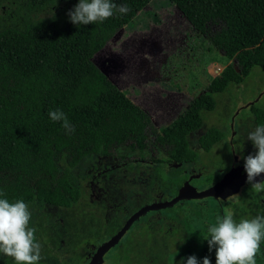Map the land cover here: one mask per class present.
I'll return each instance as SVG.
<instances>
[{"label":"trees","instance_id":"16d2710c","mask_svg":"<svg viewBox=\"0 0 264 264\" xmlns=\"http://www.w3.org/2000/svg\"><path fill=\"white\" fill-rule=\"evenodd\" d=\"M57 1L32 0L31 8L43 9ZM152 1L113 0L130 11L102 23H72L68 13L78 2L47 18L35 19L27 12L20 15L17 25L0 29V190L10 202L23 199L30 207L41 203L44 212L32 214L31 226L54 244L66 238L73 247L74 264H87L95 246L109 240L126 222L112 214L107 222L92 213L76 214L83 190L74 168L89 156L108 154L128 142L133 150L148 149L151 124L150 115L92 58L117 29L133 21ZM170 1L201 34L208 33L210 24L220 25L211 42L234 59L158 135L159 144L169 146L171 162L183 165L199 158L190 136L202 127L204 112L215 109L217 94L230 84L241 83L254 66L264 68V0ZM50 109H61L75 132L69 135L62 122H53ZM250 111L256 125L264 124V105L256 103ZM224 138V130L211 125L198 141L209 151ZM181 174L164 169V190L176 193ZM134 232L130 228L108 251H121L113 264H166L170 237ZM209 255L214 254L205 253ZM9 258L0 254V264H8Z\"/></svg>","mask_w":264,"mask_h":264},{"label":"rangeland","instance_id":"374dc122","mask_svg":"<svg viewBox=\"0 0 264 264\" xmlns=\"http://www.w3.org/2000/svg\"><path fill=\"white\" fill-rule=\"evenodd\" d=\"M78 2L58 0L43 9L32 10V0H0V29L17 25L20 15L27 12L35 19L47 18L72 8ZM219 29L220 25L210 24L208 33L201 34L172 1L153 0L133 21L117 29L94 55L96 66L150 115L151 124L147 128L149 145L143 151L133 150L128 142L112 148L108 154L89 156L75 167L73 173L76 182L83 190L82 198L76 205L78 216L92 213L107 222L112 214L125 221L140 207L170 199L175 192L164 190L163 169L168 173L185 170L194 174L201 172L202 176L195 181L204 184L211 176L212 181L219 179L220 174L214 175L216 169L229 168L232 153L226 134L209 152L201 147L198 136L211 125L226 132L237 109L257 98L264 90L263 67L254 66L251 74L241 83L228 85L222 93L217 94L215 109L204 112L202 127L190 138L193 150L198 153L197 161L176 165L168 154L169 146L159 144L157 139L161 129L184 113L196 98L208 90L210 82L225 66L234 60L211 42L210 37ZM257 103L264 105V94ZM235 125L234 144L245 162V157L258 151L247 139L248 133L257 126L250 107L238 113ZM63 159L60 156V164ZM155 159L161 163L153 161ZM174 166L180 169L176 170ZM247 189H251V184L244 187V194ZM189 200L148 211L130 227L138 233L170 237L171 247L166 264H181L182 260L186 264L187 257L191 255H195L203 264L204 248L208 245L203 237L208 233L202 229L216 223L220 217L218 205L212 197ZM219 209H222L220 205ZM30 210L33 215H39L44 212V207L38 203ZM56 214L60 215L61 211ZM187 222L195 225V239L178 240L174 226H184L189 224ZM188 230L186 234L190 235L192 232ZM35 235L42 245L43 258L39 264H74L73 247L66 238L60 244H54L48 235ZM86 244H90L89 241ZM119 251L107 252L105 264H113ZM209 257L211 264H216V261H212L215 256ZM8 264H15L13 258H9Z\"/></svg>","mask_w":264,"mask_h":264},{"label":"clouds","instance_id":"9594fccd","mask_svg":"<svg viewBox=\"0 0 264 264\" xmlns=\"http://www.w3.org/2000/svg\"><path fill=\"white\" fill-rule=\"evenodd\" d=\"M129 11L127 5L118 6L113 0H79L68 15L76 25H89ZM49 117L53 122H62L61 126L69 135L75 132V125L61 109H50ZM247 139L258 149L254 155L244 158L247 182L259 194L264 192V181H256V177L264 173V124L249 132ZM31 219L28 203L23 199L10 202L0 190V254L13 258L15 264H39L43 258L42 245L35 235L36 228L31 226ZM207 233L203 238L208 241L209 251L215 248L216 264H257L256 258L264 243V215L237 221L226 211L222 218L218 217L216 223L208 226ZM186 264H200V261L191 255ZM203 264H211L210 257L205 256Z\"/></svg>","mask_w":264,"mask_h":264},{"label":"flooded vegetation","instance_id":"af4514ba","mask_svg":"<svg viewBox=\"0 0 264 264\" xmlns=\"http://www.w3.org/2000/svg\"><path fill=\"white\" fill-rule=\"evenodd\" d=\"M204 132L200 133V135L198 136V139ZM191 136H192V134H191ZM191 136H190V138H191ZM234 139H235V136H234ZM204 151H206V150H204ZM209 151H207V152H209ZM231 153H232V151H231ZM240 154H241V152H240ZM241 161L243 164H245V162L242 160V154H241ZM229 163H230V166L228 169L225 167H221V168L216 169L214 175L220 174V177L218 180L212 181L213 176H211V177L206 179L207 182L204 184H200V183L195 181V180H199V178L202 176L201 172L194 174L192 171H188V170L187 171L185 170L182 172L179 171L180 173H182L181 174L182 175V177H181L182 182L176 188V193L173 194L171 196V198L174 197L178 193L179 189L187 181H189V185L195 187L198 191H200V190H203V189H206V188L213 186L219 180L228 178L227 180H229L230 183L227 182L226 185L219 190L220 195L218 197L210 196L213 199H215L216 205H218V214L220 215V218H222L224 216L226 211L231 212L237 221H239L241 218H249L250 219V218H254L256 215H264V192L257 194L252 189H247L246 194H244V192H245L244 187L248 186L246 171L243 168H238L234 171V173L231 176H229V173H230V171L232 169V165H233V156H232V159L230 160ZM174 169L177 170V169H180V167L174 166ZM163 171H164V169H163ZM167 173H168V171H167ZM185 200H189V199H185ZM219 205L221 206L222 209H219ZM140 208H142V207H140ZM132 214H130L129 217ZM187 223H189V224L184 225V226H181V225L174 226L175 228H177V232L175 233V235H176V238L178 240L180 238H182L183 240H185V239L189 240L190 238L195 239V231H196L195 225L191 222H187ZM207 228L208 227L205 226L204 229H202V230L207 231ZM188 229L190 230V232H192V233H190V235L186 234V233H188L187 232ZM173 242H174V244L176 243L175 239H173ZM208 246L209 245L205 246L204 253H209L208 248H207ZM98 247H95V252L98 249ZM176 249H177V247H176ZM165 251H169V249L165 250ZM210 253H213L215 256V258L212 261H216L215 248H213L210 251ZM256 259H257V264H264V243H262L260 254H258ZM103 264H105V258H104Z\"/></svg>","mask_w":264,"mask_h":264},{"label":"water","instance_id":"95a60500","mask_svg":"<svg viewBox=\"0 0 264 264\" xmlns=\"http://www.w3.org/2000/svg\"><path fill=\"white\" fill-rule=\"evenodd\" d=\"M93 62H94V57L92 58ZM104 74L105 72L98 67ZM106 75V74H105ZM107 76V75H106ZM264 94V90L257 96V98H255L254 100L246 103L245 105L241 106L240 108L237 109V111L232 115L231 118V123L230 125L227 127L226 129V138L228 140V143L230 145L231 151H232V156H233V165H232V169L229 173V176H231L234 171L238 168H243L244 164L241 161V154L239 152V150L236 148L235 144H234V136H235V123H236V117L238 115V113L243 109V108H249L250 106L254 105L255 103H257L261 97ZM247 174V173H246ZM228 178L219 180L218 182H216L213 186L200 190L198 191L195 187L189 185V181L185 182V184L179 189L178 193L172 197L171 199L168 200H164V201H158V202H154L152 204L146 205L142 208H140L139 210H137L136 212H134L124 223V225L121 227L120 230H118L114 235H112L110 237L109 240H107L105 243H103L102 245H100L98 247V249L96 250V252H94V254H92L89 262L87 264H103L104 263V256L105 254L114 246H116L119 241L122 239V237L126 234V232L130 229V227L132 226V224L143 214L147 213L148 211L151 210H158V209H163V208H167L170 206L175 205L176 203H178L181 200H185V199H200L203 197H208V196H214V197H218L219 194V190L224 187L226 185L227 182L230 183L229 180H227ZM264 180V173H262L260 176L256 177V181L260 182Z\"/></svg>","mask_w":264,"mask_h":264}]
</instances>
